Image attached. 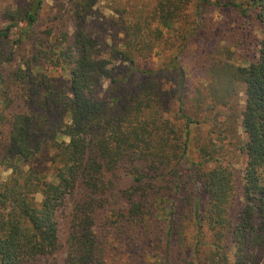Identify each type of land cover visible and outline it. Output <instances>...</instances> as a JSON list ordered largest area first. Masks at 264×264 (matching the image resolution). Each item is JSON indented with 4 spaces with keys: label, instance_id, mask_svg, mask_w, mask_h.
<instances>
[{
    "label": "trees",
    "instance_id": "obj_1",
    "mask_svg": "<svg viewBox=\"0 0 264 264\" xmlns=\"http://www.w3.org/2000/svg\"><path fill=\"white\" fill-rule=\"evenodd\" d=\"M48 1L0 0V264H264V0Z\"/></svg>",
    "mask_w": 264,
    "mask_h": 264
},
{
    "label": "rangeland",
    "instance_id": "obj_2",
    "mask_svg": "<svg viewBox=\"0 0 264 264\" xmlns=\"http://www.w3.org/2000/svg\"><path fill=\"white\" fill-rule=\"evenodd\" d=\"M48 4L52 5V1L49 0ZM107 8H108V1L102 0V2L99 4V10L103 13H106L107 15H110V12ZM217 15L218 14H215L214 19L218 17ZM116 39H119L118 36L116 37ZM232 50L234 51V49H232ZM214 60H223L224 61V60H226V54L220 53L219 55L215 56ZM189 61H190V58H186V62H189ZM232 61L236 65H241V66L247 65L246 61L239 59L238 54L234 55V60H232ZM51 75L53 77H56V78L61 79V80H68V75L62 71H53L51 73ZM238 99H244V93L243 92H241ZM241 105H244L243 101H241ZM238 127L242 131L240 120H238ZM206 136H207L206 127H202V129L199 132H195V129L192 132L189 155L193 160H195L197 162L199 161L197 145L200 144V142L203 141L206 138ZM233 164L238 169H242V163H241L240 159L233 160ZM8 174H9L8 172L3 173L2 177L6 178Z\"/></svg>",
    "mask_w": 264,
    "mask_h": 264
}]
</instances>
